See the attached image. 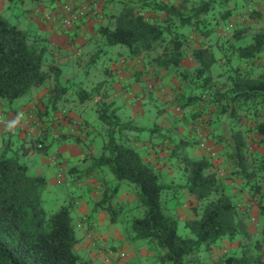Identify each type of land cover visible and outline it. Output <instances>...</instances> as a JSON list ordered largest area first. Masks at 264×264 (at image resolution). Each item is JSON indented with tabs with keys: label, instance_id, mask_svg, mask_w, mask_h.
Wrapping results in <instances>:
<instances>
[{
	"label": "trees",
	"instance_id": "obj_1",
	"mask_svg": "<svg viewBox=\"0 0 264 264\" xmlns=\"http://www.w3.org/2000/svg\"><path fill=\"white\" fill-rule=\"evenodd\" d=\"M8 1L12 3L14 0ZM261 1L264 4V0ZM115 2H118V9ZM224 2L110 0V12L115 13H109V17L114 18V27L106 26L100 30L107 45L126 47L130 57L143 59L157 77L163 70H172L178 83H184L188 89L178 96L182 108L202 101L216 108L213 121L218 127L211 128L210 134L214 143L223 150L229 166L227 179H219L217 172L212 171V161L207 157L196 159L190 156L185 151L188 143L182 139L176 142L169 135L172 129L162 132L154 128L148 131L160 139L162 146L167 147L168 142L172 145L169 156L184 174V183L172 188L163 182V175L156 170V165L144 160L124 135L127 130H141L132 123L121 122L112 104L97 102L98 118L107 126V140L99 156L86 155L92 165L78 171L77 179H87L94 174V170L102 171L105 167L113 175L116 184L110 189L108 181L102 179V199L94 204L93 210L103 206L106 211H112L109 202L119 192L120 182L136 186L135 205L143 212L141 217L132 220L133 239L153 246L157 264H205L200 257L202 253H210L223 239L234 241L239 236L247 240L246 245L239 241L238 251L219 257L213 264H264L261 254L254 253L263 247L264 242L252 241L244 217L247 213L239 211L225 185L227 180H240L250 196L258 198L259 212L264 218V204H261L264 201V152L253 151L249 145L251 138H255L252 134L257 135L258 143H264V73L253 76L250 70L242 72L238 68H229L226 71L228 85H222L219 77H214L218 64L214 52L208 45H199L188 53L186 42L189 35L183 31L192 28L207 38L211 32L206 29L205 16ZM229 11L221 14L222 18H226ZM151 14L154 16L147 17ZM242 32L236 31L237 36L233 39L242 36ZM48 46L45 38L30 35L0 14V100L12 103L27 95L32 88L42 87L52 75L58 80L61 75L59 67L43 69L46 56L50 55ZM232 51L237 59L245 62L264 57V31L254 33L242 45L233 44ZM188 56L195 63L192 72L183 66V60ZM230 60L231 57H228L227 62ZM194 90L200 92L195 93ZM53 91L55 96L50 95L44 102L43 111L38 110L40 120L46 118L50 121L46 116L50 111L52 114L57 112L58 96L66 89L56 87L51 89V93ZM78 96L81 102L90 98L83 89L78 90ZM49 106H52L51 110ZM63 114L68 117L67 112ZM50 124L55 123L50 121ZM9 138L4 140L0 151V264H85L75 252L83 239L78 237L80 229L75 226L72 216L75 202L69 199L58 211L47 212L42 194L50 190L48 179L43 174H31L29 166L22 161L32 147L35 151L46 153L50 143H65L72 138L79 141V138L61 133L59 140L47 137L50 139L47 141L43 137L41 142L45 146L42 150H38L37 141L32 140L33 146L21 147V154L18 150L9 152ZM183 189L198 201L195 218L183 222L190 236L179 234V217L176 210L168 208L175 193ZM107 203L109 206L106 208ZM117 208L120 210L122 207L118 205ZM111 222L116 223L114 217ZM260 232L264 238V219ZM119 262L115 260L113 264Z\"/></svg>",
	"mask_w": 264,
	"mask_h": 264
},
{
	"label": "rangeland",
	"instance_id": "obj_2",
	"mask_svg": "<svg viewBox=\"0 0 264 264\" xmlns=\"http://www.w3.org/2000/svg\"><path fill=\"white\" fill-rule=\"evenodd\" d=\"M40 1L42 2L43 0ZM67 1L71 0H64V2H61L58 8H60ZM89 1L86 0L84 3H88ZM109 1L110 0H106L105 4H108ZM180 1L182 0H168V2L176 3ZM71 2L74 4L77 3L74 0ZM35 3L37 4V1ZM115 3V7H119L117 4L118 2ZM105 4H103V7ZM29 7H32V0H14L10 5L9 13H2L0 11V14L4 15L11 24L17 26L21 30H25V26L23 24L24 10ZM228 11L230 12L228 16H226V18H222L221 14L227 13ZM152 16L154 15L151 14L147 17L151 18ZM205 17L207 21L206 29L210 30L211 33H209V36L205 38L199 32L192 30V28L183 29V31L187 32L189 35L186 42V49L189 53L190 50H192L194 47H198L199 45H208L211 48L216 59L218 60V64L214 69V77H219V83L222 85H228L226 71L229 68H238L242 72L250 70L251 75L253 76H256L259 73H264V57H259L253 62H245L243 60L237 59L234 52L232 51L233 44L242 45L249 41L254 33L258 31H264V4L261 0H225L224 3L215 6V8H213V10ZM239 30L243 31L241 33L242 36H239L238 39L236 37L234 40L233 37L236 35V31ZM123 48L126 49L124 46ZM101 54L102 53H98L99 58L96 61H93L89 64L84 63L83 65L79 66L70 61L61 64L56 63L51 59V55H49V57L47 55L43 65V69L47 70L51 66H57L61 71V75L58 80H55L54 76L52 75L51 78L42 86L52 90L56 89V87H62L66 89V92L58 96L59 101L56 106V111L60 113L67 111V114L73 112L76 114L77 118L80 117L82 119L88 120L91 123L92 132L94 133V136L87 140L88 142L91 140L90 147L89 144L87 143L86 145L84 140L81 138L83 131L80 126L82 123L77 121L72 122L71 131L67 129L65 132L60 133L73 134V136L79 138V141L72 138L70 141L65 143H69L74 146L77 145L83 149L84 152L88 153L87 155L94 157L100 155L102 145L107 140L105 130L107 129V126L103 124V122L98 118L97 102H99V100L97 101L94 96L92 97V94H89V97H92L90 100L91 103L88 101L90 98L84 101L85 103H80L81 101L79 100L78 90H90V88H94L96 86V83L102 81V69L106 66L107 59H103L101 57L103 55ZM228 57H231L229 62H227ZM183 66L192 72L194 70L195 63L190 58V56H188L183 60ZM167 72L174 81L170 82L169 85L166 82L162 86L165 89V92L160 91V88L154 85L155 78H157V74L154 72L149 73V79H145V82L148 81L150 84H152V88L149 90L152 91L153 97L158 96L159 99L154 100L152 97L153 104L151 111L152 114L150 117L149 114L147 117H137L135 118L134 123L136 125L139 123V125L145 124L149 125L150 127H154L152 120H150L152 115H155V113L159 114L160 111H163L162 113L168 116L165 117V120H167L171 125L170 127H172L170 128L172 130L170 131L169 135L171 137L173 136V139L176 142L180 141V139L187 142L188 146H186L185 151L190 156L196 159L201 157H207L210 159L213 163L212 171L217 172L219 179H225L228 174L229 166L225 161L221 146L214 143L210 134L211 128L214 129L218 127L217 123L213 121L216 114V108L214 105H209L206 101H202L197 105L191 104L182 108L180 106L181 99H179L178 96L181 91H187L188 89H186L184 83H178V79L172 70H168ZM42 87L32 88L27 95L14 100L12 103L7 102L6 100H0L2 102L3 113H9L8 109L10 108H13L12 111L21 110L28 104H30L28 106H38L40 101L37 96ZM194 92L198 93L200 90H194ZM51 96H55V91L51 93ZM35 101H37L36 104L34 103ZM44 102H47V100H44L43 103ZM82 104H84V106H82ZM51 108L52 106H49V110H51ZM37 109L39 110V107H37ZM48 114L49 116L46 117L50 118L49 120L51 122L55 123L57 119L55 118L54 114H52L51 111L50 113L48 112ZM122 114L123 113L119 114V120L121 122L126 121L122 120L126 118L125 115ZM243 119H245V117ZM196 128L202 129L203 132H201L206 136L207 142L211 148V152L207 153L203 151L196 144L194 139V130ZM6 135H10V153H14V151L17 150L19 152L23 144L30 148L33 146L32 139L23 138L17 132L6 130ZM252 135H254L255 138H251L252 141H250L249 144L251 150L257 151L258 153H263L264 143H258L257 141H259V138H257V135ZM156 137L157 136H154V139L159 141L160 139ZM5 139H8V136L5 137ZM46 140L49 141L50 139L47 138ZM166 145L168 148L158 144L156 150H152L153 158L151 159H154V161L158 160L159 163H164L160 164L159 167L156 166V170L162 173V180L166 185L175 188L176 185L184 183V174H182L181 169H178L175 166L174 159L170 158L169 156V148L172 145L169 142ZM1 148L2 143L0 141V151ZM33 148L34 147L31 149L33 153L30 155V158L31 160L33 159L35 161L37 160L38 153L41 152L35 151ZM48 149H50L51 152H49L50 155H46L45 161L47 166L50 167L52 166L51 159L53 157L60 158L61 154L58 150L54 151L56 148L51 147L50 144ZM76 160L72 163H67L62 160L64 167L62 180H59L58 176L55 174L56 179L54 184L52 182L50 190L45 191L42 194L44 208L47 212L54 213L62 206L66 205L69 199H73L75 202V209L80 210L81 208L84 211L85 208H87V211L85 210L86 212L84 211V213H82L83 215L81 216H77L75 213L76 210L72 211V216L74 218V222L76 223H74L75 226L79 222V217L82 216H86L89 219L94 220V226L92 229L95 233L97 246H89L85 240V233L80 229L78 230L77 234L78 237L83 239L82 242H79L81 248L79 246L75 248L76 254L81 257V260L85 264H107L105 259L110 251H120L125 253V258L123 260H119L120 264H157L153 246L147 242L136 241L133 239L132 220L134 218L141 217L143 212L140 208L137 209L135 205L136 186L126 181L120 182L119 192L115 197L111 198L109 202L111 208L113 207L111 209L112 213L108 210L106 211L102 206L98 207L94 211L95 214L93 215L92 210L94 209V204L101 201L102 199V190L100 189L102 179L104 178L106 181H108L109 189L116 184V181L106 167L102 171L94 170V174L87 179H77V172L89 168L92 165V161L90 159L85 160V154L82 155L80 159L76 158ZM22 161H24L27 165L29 164L28 166L31 174H37L38 171L35 165L26 159V155L22 157ZM225 185L226 192L234 198L239 211H245L247 213V215H244V217L246 220L247 230L252 241L259 240L264 242V238L260 232L264 218L259 212L258 205L260 203L258 198L251 197L250 193L243 187V184L240 180H235L234 182L227 180ZM262 192L264 195V184H262ZM108 193H110V190H108ZM175 194L176 196H174L173 200L169 202L168 208L176 210V213L178 210H180L181 217H188V215H190L192 217L190 219L195 218V209L198 207V201L196 198L193 195L187 193L184 189L179 190V192ZM261 204H264V201ZM118 205L122 207L120 210L117 208ZM107 206H109L108 203L106 204V208ZM173 213L175 214V212ZM113 217L115 218L116 223L111 222ZM183 221L184 220L179 219L178 232L182 236H190V232L185 227ZM105 235H107L106 238L102 237ZM239 241H241L244 245L247 243V240L243 236H239L234 241L223 239L211 250L210 253H202L200 257L204 262H206L205 264H213L217 259H219V257H224L230 252L238 251L240 246ZM254 253H260L262 259L264 260V244L258 252ZM115 260L117 259H112L111 263L109 264H113V261Z\"/></svg>",
	"mask_w": 264,
	"mask_h": 264
},
{
	"label": "crops",
	"instance_id": "obj_3",
	"mask_svg": "<svg viewBox=\"0 0 264 264\" xmlns=\"http://www.w3.org/2000/svg\"><path fill=\"white\" fill-rule=\"evenodd\" d=\"M36 1L37 4L35 3ZM74 1H76L77 4H81L86 0ZM162 1L168 2V0ZM61 2H64V0H43L42 2L40 0H32V7L24 10L23 24L25 26V31L30 33L32 36H41L45 38L46 43L49 45L48 53L52 56L51 59L59 64L65 63L67 61L75 63L77 66L83 65L84 63L89 64L99 58L98 53H102L101 55L103 56H100L103 59H107V64L102 69L103 79L101 82L99 81V83H96L94 88H90V90L86 89V91H84L88 93V95L92 94V97L94 96L97 101L99 100L105 102L106 104H112L118 118L120 113L125 115L126 118L122 120L126 121H122L123 123H132L136 128L141 130L139 132L127 130L124 132V135L126 136V139H128V143H130L135 149L139 151L144 160H147L152 164L155 163V165L159 167L163 162L159 163L158 160L154 161V159L151 158H153L152 150H156L160 141H156V139H154V135L148 131L158 128L162 132H165L172 128L170 127L171 125L168 123V121L165 120V117L168 116L163 114V111H160L159 114L155 113V115H152L150 120H152L154 127H150L149 125L145 124L139 125V123L136 125L134 123V120L137 117H147L148 114L150 117L152 114L151 111L153 99H159L158 96L153 97L152 91L148 89L147 84H149V82H145V79H149V73L154 72L153 68L140 57H130L126 47V49H124L122 45H107L106 40L101 35L100 30L106 26L111 28L114 27V18L109 16L115 12H110L109 4H105L104 7L102 4L96 9L94 8V10L90 13V16H88L80 26L65 29L59 27L56 23H51L46 20V15L50 14L53 9H57ZM10 5L11 3L8 0H0V11L2 13H9ZM2 16L6 18L4 15ZM161 72L162 75L155 78V86H163L166 82L169 85L170 82L174 81L166 70ZM50 95L51 89H47V87H42L41 91L38 93L37 97L40 101L38 107L41 109V111H43L44 108L43 101H48ZM92 97L90 96V99L88 100L89 103H91L90 100ZM36 102L37 101L34 103L36 104ZM82 106H84V104H82ZM8 110V112H10L13 110V108ZM0 112H3L1 101ZM63 113L65 112L63 111ZM63 113L58 111L54 113V116L57 119L54 126L57 128V130L59 132H65L67 129L71 131L70 121L74 122L76 119H78L76 121L82 123L80 126L83 131L81 138L84 140L86 145L88 143L91 147V140L90 142L87 141L90 139V137L94 136L91 123L88 120L82 119L80 117L77 118L76 114L73 112L68 113V117L64 116ZM7 136L6 130L0 127V139H2L0 141L2 144L4 143L5 137ZM21 137L25 138L23 135H21ZM50 146L55 147L56 150L54 151L58 150L61 154L60 159L67 163L74 162L76 158L80 159V157H82L84 154L86 159V155L88 154L84 152L79 146H74L69 143H50ZM160 146L162 145L160 144ZM21 147H26V145L23 144ZM47 150L48 151L44 154L38 153L37 160L35 161L33 159L31 160L30 158V155L33 153L32 151H29L28 154L25 155L26 159L35 165L38 171L37 174H43L46 176L50 189L52 182L54 184L56 179V169L52 166H47L45 158L46 155H50L49 152H51L50 149ZM43 161L46 164H44ZM74 210H76L75 213L77 216H81L85 210L87 211V208H85L84 211L81 208L80 210ZM94 211L95 210H92L93 214H95ZM177 215L180 220L184 221L192 218L190 215H188V217H181L180 210L177 211ZM106 236L107 235L102 237L106 238ZM77 246L81 248L79 244Z\"/></svg>",
	"mask_w": 264,
	"mask_h": 264
},
{
	"label": "built area",
	"instance_id": "obj_4",
	"mask_svg": "<svg viewBox=\"0 0 264 264\" xmlns=\"http://www.w3.org/2000/svg\"><path fill=\"white\" fill-rule=\"evenodd\" d=\"M104 1L105 0H90L88 3L81 4H74L71 1H67L60 8L53 9L50 14L46 15V20L51 23H56L59 27L65 29L80 26L82 22L90 16V13L94 10V8L96 9ZM158 87L160 88V91L165 92V89L162 86ZM151 88L152 84L149 83L148 89ZM37 113L38 109L36 105L26 106L21 110L9 113L0 112V127L7 131L17 132L25 138L37 141L36 148L38 150H42L45 146L41 142L43 137L59 140L60 132L54 125L50 124V121L48 122L45 119L40 120ZM194 139L200 149L205 152H209V147L207 146L204 134L199 129L194 131ZM51 164L56 169V175L59 180H62L64 171L62 160L58 157H53L51 159ZM77 226L85 233V240L88 245L96 247V237L92 229L94 226V220L82 216L79 218ZM124 258V252L110 251L105 259V262L109 264L112 259L123 260Z\"/></svg>",
	"mask_w": 264,
	"mask_h": 264
}]
</instances>
